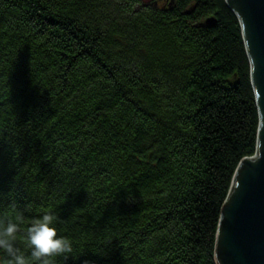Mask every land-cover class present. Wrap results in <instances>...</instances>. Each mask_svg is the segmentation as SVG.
I'll list each match as a JSON object with an SVG mask.
<instances>
[{
    "label": "trees",
    "instance_id": "obj_1",
    "mask_svg": "<svg viewBox=\"0 0 264 264\" xmlns=\"http://www.w3.org/2000/svg\"><path fill=\"white\" fill-rule=\"evenodd\" d=\"M259 113L226 0H0V220L53 264H216Z\"/></svg>",
    "mask_w": 264,
    "mask_h": 264
},
{
    "label": "water",
    "instance_id": "obj_2",
    "mask_svg": "<svg viewBox=\"0 0 264 264\" xmlns=\"http://www.w3.org/2000/svg\"><path fill=\"white\" fill-rule=\"evenodd\" d=\"M226 3L242 29L259 130L257 155L240 163L223 205L215 261L216 264H264V0H226Z\"/></svg>",
    "mask_w": 264,
    "mask_h": 264
},
{
    "label": "clouds",
    "instance_id": "obj_3",
    "mask_svg": "<svg viewBox=\"0 0 264 264\" xmlns=\"http://www.w3.org/2000/svg\"><path fill=\"white\" fill-rule=\"evenodd\" d=\"M22 215L0 220V264H53V258H72V241L58 235L55 217L45 213L33 219L23 233L25 247L18 246Z\"/></svg>",
    "mask_w": 264,
    "mask_h": 264
},
{
    "label": "bare ground",
    "instance_id": "obj_4",
    "mask_svg": "<svg viewBox=\"0 0 264 264\" xmlns=\"http://www.w3.org/2000/svg\"><path fill=\"white\" fill-rule=\"evenodd\" d=\"M238 16H239V15H238ZM239 17H240V16H239ZM240 19H241V18H240ZM258 147H259V146H258ZM256 155H257V154H256ZM256 155H255V156H256ZM255 156H254V157H255ZM254 157H253V158H254Z\"/></svg>",
    "mask_w": 264,
    "mask_h": 264
}]
</instances>
